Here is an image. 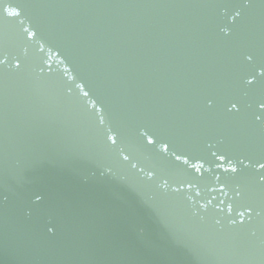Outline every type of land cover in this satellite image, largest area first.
<instances>
[{"label": "water", "instance_id": "1", "mask_svg": "<svg viewBox=\"0 0 264 264\" xmlns=\"http://www.w3.org/2000/svg\"><path fill=\"white\" fill-rule=\"evenodd\" d=\"M5 58L0 264H264V0H0Z\"/></svg>", "mask_w": 264, "mask_h": 264}, {"label": "snow or ice", "instance_id": "2", "mask_svg": "<svg viewBox=\"0 0 264 264\" xmlns=\"http://www.w3.org/2000/svg\"><path fill=\"white\" fill-rule=\"evenodd\" d=\"M9 15H16V13L10 12ZM25 31L27 32V29H25ZM28 35H29V37H31L32 34H31V33H28ZM41 51H43V49H41ZM249 59H251V58L249 57ZM5 62H6V58H5V60H0V64H4ZM15 67H16V68H19L20 65H19V64H16ZM259 75L264 76V68H262V69L260 70ZM247 83L251 84L252 81L249 80V81H247ZM213 105H214V101H210L208 107L211 108V107H213ZM232 107L235 108V104H233ZM261 108L264 109V104L261 105ZM113 143H115V140H113ZM148 143H153V141H152V140H149ZM163 150H164L165 152H167V150H168V145H167V143H164V144H163ZM213 155H215V153H213ZM124 159L127 160L128 157L125 156ZM177 159H180V157L177 156ZM217 159L223 161L224 157H223V156H218ZM185 162L187 163V161H185ZM241 163H242V162H241ZM193 167L196 169V171L199 172V171L201 170V168L203 167V165H202V164H196V163H194V164H193ZM260 167H261V168H264V164H261ZM224 171H225V172H236V171H237V168H236V167H233V166H229V167H227V168H224ZM40 199H41V197H40L39 195H36L35 198H34L33 203L38 204V202L40 201ZM232 210H233L232 207L229 206V207H228V213L231 214ZM28 214H29V215L31 214V210H29ZM243 215H244L243 212H240V213H239V216L243 217ZM241 222H242V221H241ZM48 230H49L50 233L53 231L52 228H49Z\"/></svg>", "mask_w": 264, "mask_h": 264}]
</instances>
